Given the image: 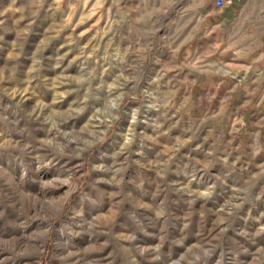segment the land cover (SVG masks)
<instances>
[{
	"label": "rangeland",
	"instance_id": "374dc122",
	"mask_svg": "<svg viewBox=\"0 0 264 264\" xmlns=\"http://www.w3.org/2000/svg\"><path fill=\"white\" fill-rule=\"evenodd\" d=\"M0 264H264V0H0Z\"/></svg>",
	"mask_w": 264,
	"mask_h": 264
}]
</instances>
